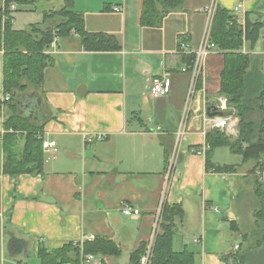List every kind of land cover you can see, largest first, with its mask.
I'll use <instances>...</instances> for the list:
<instances>
[{"label":"crops","instance_id":"obj_1","mask_svg":"<svg viewBox=\"0 0 264 264\" xmlns=\"http://www.w3.org/2000/svg\"><path fill=\"white\" fill-rule=\"evenodd\" d=\"M70 1L83 14L88 32L114 36L121 48L89 51L72 32L58 37L55 49L48 52L51 60L39 90L43 103L31 95L43 110L39 116L48 117L41 134L57 141L58 151L43 149L42 173L12 177L3 171L0 143V264H42V243L57 249L96 238L114 240L121 252L89 254L94 257L64 264H133L131 254L152 238L164 202L184 208L174 236L176 251H191L195 264H229L223 256L234 253L241 242L242 210L236 204L246 173L240 171L242 164L232 173L206 168V136L211 129L204 121L210 112L225 115L218 110L219 98L224 97L225 55L216 46L204 56L201 80L188 106L192 73L183 70L178 42L185 37L193 50L200 46L212 23L206 11L211 5L228 9L245 24L247 18L264 17V0H184L158 27L141 25L142 0ZM4 3L0 0V9ZM65 3L20 0L12 11L13 27L23 30L40 24L45 11ZM258 44L251 48L246 43L244 51L260 61L264 73V45ZM4 59L2 49V113L7 94ZM163 72L170 73V91L154 98L152 81ZM4 133L0 114L3 139ZM173 154L176 167L169 173ZM216 155L215 151V163H229ZM125 205L140 213L125 215ZM11 235L29 241L26 253L11 254Z\"/></svg>","mask_w":264,"mask_h":264},{"label":"trees","instance_id":"obj_2","mask_svg":"<svg viewBox=\"0 0 264 264\" xmlns=\"http://www.w3.org/2000/svg\"><path fill=\"white\" fill-rule=\"evenodd\" d=\"M20 0H5L0 9V50H5L4 89L11 99L4 101V164L3 171L12 177L24 173L40 174L44 169L42 129L47 116H39L32 109H26L27 103L33 106L34 94L41 101L43 73L50 63L49 51L54 38L64 37L72 32L78 34L86 50L110 51L121 48L114 36L104 33L88 32L83 14L73 9V3L66 0L63 7L45 11L44 21L33 24L28 29L18 30L12 24L10 5ZM184 0H142L140 22L143 26L158 27L164 17L174 8L181 7ZM5 14L8 19L4 20ZM264 30V17L257 20L247 18L245 24L228 9L217 5L211 23L210 38L225 55V67L222 72L221 94L227 98L225 115L234 114L239 118L238 135L231 138L224 131L213 128L208 131L206 140V168L219 173H232L236 165L218 164L213 161L217 147L226 146L233 153L240 154L243 162L255 161L251 173L255 176V196L260 200V208L255 211L256 239L250 234H242L239 248L234 253L223 256L229 264H264V180L260 172L264 171V73L260 61H254L250 52L244 51L246 43L253 48L261 39ZM188 42L180 37L178 53L184 65L195 61V53L186 51L182 44ZM198 78V83L200 82ZM36 104V102H35ZM260 116H256V113ZM37 120H41L38 122ZM23 140V144H21ZM184 217L181 204L164 202L161 211L160 231L153 249L151 264H195L194 254L185 249H174V236L177 223ZM232 225L240 230L238 223ZM249 243L245 248L244 244ZM29 241L23 237L11 235L8 248L11 254H23L28 251ZM147 244L131 254L133 264H140ZM120 246L112 239L96 238L83 243H68L57 249H49L43 243L38 249L42 264L81 263L89 254H119Z\"/></svg>","mask_w":264,"mask_h":264},{"label":"built area","instance_id":"obj_3","mask_svg":"<svg viewBox=\"0 0 264 264\" xmlns=\"http://www.w3.org/2000/svg\"><path fill=\"white\" fill-rule=\"evenodd\" d=\"M14 9H15V5L11 4L10 10H14ZM116 9L119 10L120 7H117ZM215 9H216L215 5H211L207 7L206 11L208 12L210 19H213ZM5 10L6 9L4 8V15H3L4 20L8 19V14L7 13L5 14ZM210 29H211V24L208 25V27L206 28L201 44L197 49L193 50L189 42H185L182 44V48L184 50L192 51L196 55L195 61L192 65L190 66L185 65V67H183L184 71L189 70L192 73V83H191V86L188 92V98H187L188 106L191 103L193 94L195 92L196 83L198 81L201 68H202L203 58L210 50L216 47V45L212 42L210 38ZM57 40H58V37L56 36L51 43V49H55L57 45ZM170 87H171L170 73L163 72L160 76L153 79L151 87H150V95L154 98L165 96L169 93ZM10 99H11V95L7 93L4 96L3 101H8ZM228 109L229 107H228L227 98L220 97L218 110L224 112V111H227ZM204 121L206 123V126L209 127L210 129L218 128L229 135L235 134L238 130L239 118H237L234 114H229V115H224V116L219 115V114H215L213 116L205 114ZM181 133L182 131H180V134ZM2 142H3V138L0 137V143ZM42 146L45 152H51L54 154L58 151L57 141L46 139L43 136H42ZM175 154H173V157H172V160L169 166V173H171L176 167L177 157ZM260 176H261V179L264 180V171L260 172ZM161 211L162 210H160V214H161ZM123 212L125 215H138L140 213V210L135 209L131 207L130 205H125L123 208ZM160 221H161V215L160 216L158 215V219L155 224L154 231H153V236L150 239V241L147 243V249L145 253L140 258V264H151L155 239H156L158 232L160 231ZM196 241L198 242L199 239L197 238ZM238 248H239V245L236 246V249ZM93 257H94L93 255L87 256L88 259H91Z\"/></svg>","mask_w":264,"mask_h":264},{"label":"rangeland","instance_id":"obj_4","mask_svg":"<svg viewBox=\"0 0 264 264\" xmlns=\"http://www.w3.org/2000/svg\"><path fill=\"white\" fill-rule=\"evenodd\" d=\"M262 38L258 42L259 47H262L264 45V31L262 33ZM30 99H32V95H28ZM34 98V97H33ZM41 105L39 103H36L33 101V109L37 113H42L43 110L40 107ZM41 108V109H40ZM256 116H260V114L257 112ZM239 122V121H238ZM226 134V133H225ZM227 136L231 138H236L238 135V130L235 134H226ZM217 153V158L221 161L229 162L228 164H238L237 167L241 166L240 171L245 172L246 175L244 176L245 181L242 186H238V193L239 198L237 201V208L242 210V234L249 233L250 239L255 240L257 235L256 231L258 230L256 226V217H255V211L260 208V200L255 196L254 188H255V176L251 173V169L255 165L254 160H250L248 162L242 161V156L237 153H233L228 147L221 146L217 147L215 149ZM214 151V154H215ZM214 158V156H213ZM240 164V165H239ZM260 174V173H259ZM242 237V236H241ZM240 237V238H241ZM249 245V243L244 244V247L246 248Z\"/></svg>","mask_w":264,"mask_h":264},{"label":"water","instance_id":"obj_5","mask_svg":"<svg viewBox=\"0 0 264 264\" xmlns=\"http://www.w3.org/2000/svg\"><path fill=\"white\" fill-rule=\"evenodd\" d=\"M32 105H31V103H27V105H26V109H32ZM42 110V109H41ZM33 111H34V109H33ZM215 114H217V113H212V112H210L209 113V115H211V116H213V115H215Z\"/></svg>","mask_w":264,"mask_h":264}]
</instances>
